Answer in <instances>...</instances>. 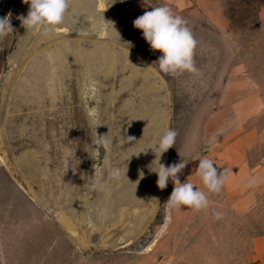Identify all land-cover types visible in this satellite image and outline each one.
Wrapping results in <instances>:
<instances>
[{
	"label": "rangeland",
	"instance_id": "obj_1",
	"mask_svg": "<svg viewBox=\"0 0 264 264\" xmlns=\"http://www.w3.org/2000/svg\"><path fill=\"white\" fill-rule=\"evenodd\" d=\"M102 1L76 30L57 27L44 37L43 30H26L17 19L27 15L28 4L0 0V18L11 14L15 28L0 39V264H242L250 237L264 234V189L243 211L244 192L231 168L233 143L241 135L247 138L249 165L264 161V0ZM152 6H168L188 22L198 42L199 74L171 75L153 64L162 53L133 26ZM87 22L105 35L84 31ZM67 41L108 43L124 60L115 62L109 75L74 63L52 98L15 110L10 92L19 75ZM145 74L156 89L150 93L141 91ZM130 99L144 109L145 102H160L168 129L178 133L166 166L187 163L179 179L205 192L207 209H165L174 187L169 180L157 201L120 206L111 215L102 210L110 180L115 190L122 186L135 145L153 151V140L133 131L124 107ZM96 126L108 141L104 147ZM203 158L227 177L218 193L209 192L197 175ZM115 169L121 170L119 177L112 176ZM97 181L102 187H93ZM215 212L222 217L216 219ZM140 216L145 223L137 227ZM145 237L141 245H150L147 250L138 243ZM125 239L129 246H116Z\"/></svg>",
	"mask_w": 264,
	"mask_h": 264
},
{
	"label": "bare ground",
	"instance_id": "obj_2",
	"mask_svg": "<svg viewBox=\"0 0 264 264\" xmlns=\"http://www.w3.org/2000/svg\"><path fill=\"white\" fill-rule=\"evenodd\" d=\"M95 6L101 8L103 6V1L100 0L98 2V5H96V0H71L70 8L66 14L63 24L57 27L76 30V25L92 16ZM91 24L92 23L87 22L85 24H82L81 27L84 29V31H91V33L94 35H105V29H95V31L93 30L94 28H90ZM106 30L109 32L110 37L113 38V29L111 27H108ZM53 34V32L43 33V36L51 37L53 36ZM121 60H124L122 59V56L114 50V47L109 46L108 43L106 44L95 41H87L81 44L80 42L67 41L64 44L58 46L56 49L51 50L39 57L27 67V70L23 74H20L19 77L16 76L19 78V80H16L11 87L14 89L12 91L10 90V93L13 95V98L10 102L15 110L18 111L27 106H36L40 102L44 103L48 99V97L52 98L54 96L56 87L58 85H62L63 80H65L66 74L63 73H66V68H71L73 65H76L74 63L80 65L81 68H91V70L95 69L94 71L98 74L99 72H106L109 75V73L113 72L116 68L115 62L120 63ZM136 71L137 68L134 67L132 72L136 73ZM143 81H145V84L141 88V91H149L148 93H150V91H152L155 86L153 84H150L149 76H146V74ZM128 83L130 84V82ZM128 83L127 85H129ZM137 86L139 85L137 84ZM100 95L101 94H99V96ZM136 104L137 103H134L131 100V102L128 101L127 105H124V107L127 108L130 113V124L135 127L134 130L131 129L130 132L133 130L135 134L141 136L144 139L150 138L154 143V141L158 139V137L162 135L165 130L168 129L169 116L167 114H164L160 106V102L157 100L154 102H145V109L142 108L143 106H137ZM89 106L91 109V115H94V118L97 121V119H99V116L96 117V113H94L95 107H93V103L90 102ZM153 143L151 144V147L153 146ZM135 146H137V150L134 151L133 155L129 156L126 161L125 170H122V186L118 190H115V183L114 181L111 182L110 180L111 185L109 189L107 188L108 193L102 198V210L109 215L113 214L118 208L120 209V206L141 205L146 203L147 201H157L161 196L165 195V189L161 190L157 186V175L153 172H150L149 170L150 165L153 169H159V156L157 155L155 157L154 152L149 151V148L143 147L142 144H137ZM168 153L169 150L164 153L159 160V162L164 164L165 166L168 158ZM26 159L27 158H25V160ZM125 171L126 175L124 174ZM141 172H143V178H141ZM144 223V218L142 219V217L140 216L136 221V226L141 227ZM146 235L148 236V234ZM127 241H129V239H125L117 243L116 246L125 248L131 244L130 241ZM145 241L146 237L138 243L141 245L144 244ZM142 247L143 249L147 250L150 248V245H147L146 247H144L143 245ZM134 248L138 249V247Z\"/></svg>",
	"mask_w": 264,
	"mask_h": 264
},
{
	"label": "clouds",
	"instance_id": "obj_3",
	"mask_svg": "<svg viewBox=\"0 0 264 264\" xmlns=\"http://www.w3.org/2000/svg\"><path fill=\"white\" fill-rule=\"evenodd\" d=\"M23 2L29 5V9L26 16L17 17L21 21V26L31 31L43 30L44 33L54 32L57 26L63 24L71 4V0H23ZM10 17L11 14L0 18V39L15 30L11 24ZM105 22L108 23L110 21ZM110 23L114 28L113 23ZM133 26L142 31L143 38L153 51L162 53L157 61L153 62V64L158 65L160 71L171 75L185 71L199 74V69L194 62V50L198 42L188 26V22L181 16L176 15L171 8L168 6H152L151 11H145L143 15L133 21ZM96 128L97 126L94 129L97 142L104 147V144L108 141L104 138L105 135H97ZM177 135L178 133L174 129L165 130L154 141L151 148L155 157L158 155L160 160L164 153L174 147ZM159 160L158 170L153 169L151 165L149 166L150 172L155 173L158 177L156 182L158 188L161 190L165 189L169 180L174 184L169 198L164 203L165 209L188 207L199 212L209 207V199L205 192L196 188L194 190V185L191 182L181 183L178 173H181L187 164L183 162V159L181 162L168 166L160 163ZM126 171L124 172L125 175ZM196 171L209 192L218 193L221 191L227 177L224 175V171L218 174V170L214 167L211 159H200ZM112 175L119 177L121 170H113ZM141 178H143V172H141ZM254 183V180L249 181V186ZM93 187H102V185L97 181ZM214 217L220 219L222 213L215 212Z\"/></svg>",
	"mask_w": 264,
	"mask_h": 264
},
{
	"label": "crops",
	"instance_id": "obj_4",
	"mask_svg": "<svg viewBox=\"0 0 264 264\" xmlns=\"http://www.w3.org/2000/svg\"><path fill=\"white\" fill-rule=\"evenodd\" d=\"M261 14L264 16V7ZM248 137V136H247ZM246 136H237L233 143V147L237 149L236 158L231 166L236 176L235 183L237 189L243 193L244 201H240L242 210L247 211L255 205V192L264 189V161L254 166L249 165L246 161ZM251 144V143H250ZM254 180L255 183L249 186V181ZM246 261L242 264H264V234L250 237L245 249Z\"/></svg>",
	"mask_w": 264,
	"mask_h": 264
}]
</instances>
